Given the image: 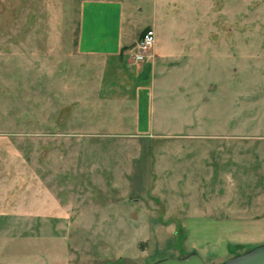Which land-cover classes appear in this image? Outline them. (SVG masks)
<instances>
[{"label":"rangeland","instance_id":"rangeland-1","mask_svg":"<svg viewBox=\"0 0 264 264\" xmlns=\"http://www.w3.org/2000/svg\"><path fill=\"white\" fill-rule=\"evenodd\" d=\"M219 1L213 27L205 0H146L135 14V24L146 28L153 6L162 2L160 35L213 28L238 37L234 53L224 52L231 41L220 42L218 58H201L202 96L219 101H157L155 129L138 138L132 137L136 101H95L133 95L135 88L114 87L108 81L113 71L106 75L105 64L80 54L83 0H0V264H156L190 256L191 244L205 264L233 258L220 256L225 236L216 222L235 218L212 213L217 187L206 159L218 143L234 147L241 165L225 167L221 205L241 210L249 197L258 207L264 199V41L258 38L264 37V0ZM247 34L251 48L241 41ZM35 67L69 68L43 74L45 97L53 76L58 95L68 85L74 101H3L34 97L41 76L30 72ZM245 158L255 167L250 185L244 183ZM170 203L181 210H165ZM191 217L201 234H185ZM243 252L236 246L233 254Z\"/></svg>","mask_w":264,"mask_h":264},{"label":"crops","instance_id":"crops-1","mask_svg":"<svg viewBox=\"0 0 264 264\" xmlns=\"http://www.w3.org/2000/svg\"><path fill=\"white\" fill-rule=\"evenodd\" d=\"M145 2L146 0H83L81 6V31L78 40L80 54L87 56L88 59L98 64H105L104 71L106 75L109 71L114 72L108 79L115 85L114 87L127 86V88H135L133 95H121L120 93L106 96L100 95L102 97L95 101H136L137 132L132 137L138 138L147 137V134L151 135L155 129L154 120L159 110L157 101H219L218 99L211 100L202 96L205 60L201 58H204L203 56L210 57L212 60L214 56L218 58L220 42L230 43L231 41V46L229 44L226 47L224 46L226 49L224 52L233 51L234 53L236 51L234 48L237 45L234 47L232 43L236 44L238 38L231 34L220 36L218 31L214 32L213 28L206 34H196L193 31L192 33H178L175 35H163L161 33L160 35L159 27L166 21L163 17L162 19L159 17V11L161 6L164 7L162 5L164 1L160 3V8L159 3H156L157 5L154 3L158 7H154L152 5L153 2L146 3L149 6H153L151 23L146 28L140 29L135 24V14L144 10L142 6ZM205 3L208 6L204 12L205 16L208 17L207 22H210L211 27L218 25L221 16L220 1L205 0ZM197 20L200 21L201 19L197 17ZM148 28H152L156 32V43L153 47L154 58L145 63H136L130 55L131 49ZM258 38H261L259 41H264V37ZM241 41L248 48H251L252 34L243 35ZM245 45L244 49L246 48ZM40 51L38 49L36 52ZM208 52L211 54L210 56H208ZM33 70L41 75L37 76L35 81L34 97L29 96L27 93L22 99L11 98L3 101H74L69 97L68 85L62 89L63 97L58 95L56 87L59 85V79H55L53 76L48 82L50 87H47L50 94L45 97V78L43 74L69 73V68H64L67 71H61L62 69L59 67H47L46 69L44 67H35L34 69L31 68L30 72H33ZM211 72L213 74L214 70ZM211 82L214 83L212 78ZM215 87L217 85H214ZM164 137L176 138L183 136L165 134ZM211 138L217 140H226L224 138H228V140L236 139V137H225L222 135H214ZM209 152L211 157L206 159L207 166H211V177L209 179L212 182L211 185L217 187V189L213 190L211 197L212 206L211 204L210 206L212 207V213L214 212L219 217V214L223 212L229 217L235 218V220L229 222H216L217 227H222V231L220 232L219 230V234L225 236L224 253H220V256L232 255L236 257L241 255L233 254L236 246H241L242 251H244L242 254H244L258 246L264 245V203H262L264 199H260L258 207H256V205L252 206L250 204L251 201L248 197L247 203L239 206L241 210L230 207V204L221 205V194L218 187L221 186V179L225 175L224 169L225 167L231 168L241 164L236 162L234 147L231 148L218 143ZM246 160L245 158L242 163L244 166V183L247 182L246 185H250V176H252V169L255 167L251 165L250 159ZM263 169V166L259 168L260 173L263 172ZM248 176L249 178H247ZM261 178L264 179V177ZM145 207L148 212H153L154 210L149 203ZM179 208L180 205L170 203L164 209L176 212ZM237 210H239V214H236ZM244 214H248L249 220H242ZM189 221L193 222V224L191 225ZM197 221L198 219L195 217L185 221L183 227L186 229L185 234L187 236L189 234H201L203 228L195 225ZM189 248H192L190 250L192 252L187 255L194 253V250H197L200 256V252L203 253L194 244H191ZM213 251L217 250L213 249ZM208 253L204 254V256H211V252ZM213 254L219 256V254Z\"/></svg>","mask_w":264,"mask_h":264},{"label":"water","instance_id":"water-1","mask_svg":"<svg viewBox=\"0 0 264 264\" xmlns=\"http://www.w3.org/2000/svg\"><path fill=\"white\" fill-rule=\"evenodd\" d=\"M156 264H205V262L200 255L192 254L186 258L166 259ZM224 264H264V245L233 257Z\"/></svg>","mask_w":264,"mask_h":264},{"label":"built area","instance_id":"built-area-1","mask_svg":"<svg viewBox=\"0 0 264 264\" xmlns=\"http://www.w3.org/2000/svg\"><path fill=\"white\" fill-rule=\"evenodd\" d=\"M156 43V32L148 28L131 49L130 55L136 63H145L154 58L153 47Z\"/></svg>","mask_w":264,"mask_h":264}]
</instances>
